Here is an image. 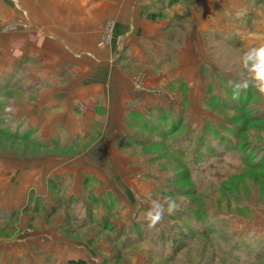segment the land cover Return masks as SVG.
Segmentation results:
<instances>
[{
  "label": "crops",
  "instance_id": "1",
  "mask_svg": "<svg viewBox=\"0 0 264 264\" xmlns=\"http://www.w3.org/2000/svg\"><path fill=\"white\" fill-rule=\"evenodd\" d=\"M31 1L34 7L0 0L5 20L25 11L28 21L0 32V80L15 75L33 90L26 104L10 105L25 117L17 127L31 128L17 138L33 150L0 154V264H134L133 231L148 207L140 197L151 184L138 177L145 166L131 153L132 118L168 104L164 91L147 88L160 91L168 77L151 64L166 62L169 19L162 15H176L178 7L170 6L174 0ZM191 1L197 22L184 56L197 71L202 31L215 24L221 3ZM222 4L229 14L231 4ZM26 66L30 72L20 69Z\"/></svg>",
  "mask_w": 264,
  "mask_h": 264
},
{
  "label": "rangeland",
  "instance_id": "2",
  "mask_svg": "<svg viewBox=\"0 0 264 264\" xmlns=\"http://www.w3.org/2000/svg\"><path fill=\"white\" fill-rule=\"evenodd\" d=\"M218 1L217 21L199 40L203 54L197 71L184 56L191 54L186 39L195 32V5L174 0L170 6L179 13L162 15L169 19L161 49L166 62L151 68L168 77L160 91L147 89L164 91L168 104L133 114L131 153L145 166L138 177L151 184L149 194L139 197L149 202L173 196L179 209L156 228L149 229L144 219L136 224L134 264H264V94L249 88L234 100L229 85L244 71V53L264 45V39H256L264 37V0ZM224 1L231 4L229 14ZM23 14L7 20L0 14V32L26 28ZM223 20L231 22L230 30ZM110 31L107 24L104 42ZM20 69L30 72L27 66ZM6 78L0 80V154L26 155L32 144L16 135H28L31 128L17 127L25 117L4 109L26 104L33 90L30 80ZM17 87L27 89L20 94Z\"/></svg>",
  "mask_w": 264,
  "mask_h": 264
},
{
  "label": "clouds",
  "instance_id": "3",
  "mask_svg": "<svg viewBox=\"0 0 264 264\" xmlns=\"http://www.w3.org/2000/svg\"><path fill=\"white\" fill-rule=\"evenodd\" d=\"M243 10L237 13V16H243ZM256 39H264L257 35ZM242 71L235 80H230L229 85L232 88L233 99L238 100L242 91L254 88L261 94H264V45L250 48L242 57ZM136 90H142V85L134 82ZM3 98H0L2 100ZM5 113H11V107H5ZM179 209V204L173 196H165L162 200L152 199L148 202L147 210L143 214V219L149 229L156 228L163 222L165 215H172Z\"/></svg>",
  "mask_w": 264,
  "mask_h": 264
},
{
  "label": "trees",
  "instance_id": "4",
  "mask_svg": "<svg viewBox=\"0 0 264 264\" xmlns=\"http://www.w3.org/2000/svg\"><path fill=\"white\" fill-rule=\"evenodd\" d=\"M68 264H87L85 260L79 259V260H70Z\"/></svg>",
  "mask_w": 264,
  "mask_h": 264
}]
</instances>
